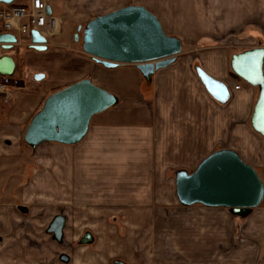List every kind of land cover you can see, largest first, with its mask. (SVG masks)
Masks as SVG:
<instances>
[{"label": "crops", "instance_id": "obj_1", "mask_svg": "<svg viewBox=\"0 0 264 264\" xmlns=\"http://www.w3.org/2000/svg\"><path fill=\"white\" fill-rule=\"evenodd\" d=\"M82 1L87 3L85 14L78 16H88L87 24L96 17L130 5L143 6L159 19L166 34L178 37L183 42V51L186 45L191 51L181 54L174 64L146 79L136 66L119 65L107 68L85 53L76 57L70 55L65 50L68 46L61 45V49L53 50L52 46H47L46 51L28 47L35 52L32 56L34 62L47 61L48 56H55L54 63L60 68L65 66V71L58 74L53 84L34 85L33 80L35 83H42L52 74L43 67H34L32 72L27 74L28 83L19 85L8 103L0 97V221L12 223V219H18V211L27 216L38 207L11 203L5 199L4 188L10 185L15 176L12 171H22L21 176H24V179L20 180H23L26 185L24 186L27 187L25 192L30 196H24L29 204L34 200L36 203L37 198H43V190L49 189L51 199H63L65 204L62 207L65 208H120L141 205L142 200L139 199L142 198L138 193L147 190L144 187L148 176L146 171H158L161 177L168 171H175L176 183L178 172H194L202 161L221 150L238 153L245 163L256 169L264 182V136L253 127L255 110L262 92L261 85L246 82L232 69L235 56L254 49H264V41L247 49L241 46L214 44L209 45L210 51L195 54L193 49L197 46L193 38L205 35L203 32L207 29L202 24L194 23L192 24L195 26L185 28L175 26L174 19H181L184 15L183 11L176 10L183 8V5L186 7V3L182 1L177 5L175 0V8L170 5L172 12L157 0L147 5L139 4L138 0ZM165 1L167 0L163 2ZM171 1L169 0V3ZM216 2L217 5L226 6V15L231 17L234 29L236 26L246 25L248 33L251 25L257 20L260 26L257 30L264 33V0ZM80 4L81 1L75 3L73 0H63V16L57 17L64 23L66 15L81 8ZM50 7L53 14L51 4ZM184 13L188 15L186 11ZM219 14H211L212 25H219ZM182 21L186 23L187 20ZM167 26L171 32H167ZM62 30L63 24L59 37L62 36ZM79 32L73 34L75 41ZM185 39L188 42H185ZM241 39L250 40L251 35L242 34ZM208 41L213 42L212 38L205 36L201 43ZM71 60L73 63H70ZM197 67L228 86L230 99L227 103L217 102L208 93L196 73ZM83 79H90L97 86L115 95L117 105L92 119L90 129L80 143H43L38 147L28 145L31 150L41 153L38 162L30 167L12 168L11 160L23 157L20 141L46 99ZM238 83L243 84V87L236 90ZM46 145L48 147H44ZM44 148H49L50 151L43 152ZM44 175L49 177V186L44 184ZM34 187H39L40 190L37 191L38 188ZM58 206L52 205V208ZM262 206L263 203L252 212L262 211ZM40 214H37L39 218L42 216ZM235 217L245 221L250 216ZM8 233L10 234L7 239L31 241L24 249H15L14 256L18 254L25 257L20 259L19 263L59 264L57 258L64 256L59 253L61 244H64V241L66 244V227L62 243L54 241L51 235L46 233L49 236L47 243H41L39 246L35 245V241L44 240L39 231L22 232L10 227ZM92 237L94 239L93 235ZM61 261L63 264L73 263V260Z\"/></svg>", "mask_w": 264, "mask_h": 264}, {"label": "rangeland", "instance_id": "obj_2", "mask_svg": "<svg viewBox=\"0 0 264 264\" xmlns=\"http://www.w3.org/2000/svg\"><path fill=\"white\" fill-rule=\"evenodd\" d=\"M73 1L75 3L81 1L82 7L75 12L71 11L70 16L66 15L62 36L53 39L52 50L61 49L59 48L61 45L68 46L65 50L76 57L83 53L82 36L89 17L78 16V14H85L87 3L82 0ZM163 1L157 0L169 12H172L171 6L175 8V0L170 3L169 0ZM181 1L186 3V7L183 5V8H176L183 11L184 15L181 19H174L175 26L185 28L202 24L207 29L203 32L206 33L205 35L193 38L197 46L193 49L195 54L210 51L209 45L214 44L241 46L247 49L258 46L264 41V33L257 30L260 29L257 20L254 21V25H251L248 33L246 25L236 26L234 29L231 17L226 15V6L217 5L216 0H177V5L181 4ZM138 2L147 5L153 0H138ZM49 3L53 8L54 16H63V0H49ZM15 4L29 5L30 0H16ZM185 11L188 15H185ZM216 12L220 13V16H217L219 25H216L217 23L212 25L211 14ZM182 20L187 21L183 23ZM81 27L80 40L75 41L73 34H76ZM167 32H171L168 26ZM245 33L251 35L250 40L241 39L242 34ZM205 36L212 38L213 42L201 43ZM185 42L188 40L185 39ZM33 51L26 46L9 51L16 63L12 80L19 81L20 85L27 84V74H30L34 67L40 66L48 69L52 74L47 81L35 83L33 80L32 84L50 85L56 82L58 74L64 73L65 66L57 67L54 63L55 56H48L47 61L34 62L32 56L35 52ZM190 51L191 49L186 45L182 54ZM71 62L73 63V60ZM20 142L23 157L19 160L12 159V168L30 167L41 157L39 151L35 152L29 148L24 137ZM49 151V148L43 149V152ZM46 155L49 156V154ZM13 172L15 176L11 179L12 182L4 188L5 199L11 203L38 207L27 216L18 211V219H12V223L0 221V264L19 263V260L25 257L18 254L14 256L15 249H24L25 245L31 242L25 239H7L10 227L22 232L30 230L41 232L44 240H37L38 242L34 240L35 245L39 246L41 243H47L49 236L46 234V229L56 215H64L67 219L66 244L65 241L61 244L59 254L67 255L69 261L73 260L70 264H264V202L262 211H251L247 215L250 217L245 221L237 219L229 209L207 208L202 205L184 207L176 195L175 171H168L166 175L163 174L164 177H161L158 171H146L148 176L144 187L147 190L139 191V197L142 198L139 200L142 202L138 206L65 208L62 207L65 204L63 199H51L49 189L47 191L43 188L44 197L37 198L36 203L35 200L31 201L32 205L24 196V194L28 196L29 193L25 192L27 189L25 182L20 180V178L24 179V176H21L22 171ZM43 177H45L44 184L49 186V177L46 175ZM47 179L48 182H46ZM37 188L34 187L37 191L40 190L39 187ZM52 205L61 207L52 208ZM38 213L42 214L40 218L37 216ZM88 232L94 236V241L83 245L82 237ZM57 261L63 264L60 258H57Z\"/></svg>", "mask_w": 264, "mask_h": 264}, {"label": "water", "instance_id": "obj_3", "mask_svg": "<svg viewBox=\"0 0 264 264\" xmlns=\"http://www.w3.org/2000/svg\"><path fill=\"white\" fill-rule=\"evenodd\" d=\"M12 4L16 0H1ZM52 15V9H47ZM82 31V27L79 29ZM32 49L46 51L47 40L33 32ZM79 37H77V41ZM0 42H16L12 35L0 36ZM183 42L166 34L159 19L145 7L130 5L89 21L83 30V53L107 68L133 65L143 77L150 79L158 71L174 64L183 53ZM7 49H12L7 47ZM233 71L252 85H261V96L256 107L253 127L264 136V49H254L235 56ZM16 63L12 57L0 58V74L13 77ZM196 73L208 93L219 103L230 99L228 86L197 67ZM37 79V78H36ZM117 98L83 79L50 95L42 109L33 117L24 136L31 147L43 143L75 145L87 135L92 119L115 107ZM176 195L184 207L202 205L207 208L229 209L237 216H247L264 201V182L256 169L245 163L232 150L213 153L188 173L176 174ZM66 218L56 216L47 233L58 243L64 239ZM94 239L87 233L82 244ZM64 261L68 257L64 256Z\"/></svg>", "mask_w": 264, "mask_h": 264}, {"label": "built area", "instance_id": "obj_4", "mask_svg": "<svg viewBox=\"0 0 264 264\" xmlns=\"http://www.w3.org/2000/svg\"><path fill=\"white\" fill-rule=\"evenodd\" d=\"M49 0H30L29 5L7 4L0 0V36L12 35L16 42H0V58L12 57L7 47L16 48L20 46L33 47V32L39 33L52 46L53 39L61 34L62 19L48 15ZM20 85L19 81H13L12 77L0 74V97L8 103ZM243 84L238 83L235 87L239 90Z\"/></svg>", "mask_w": 264, "mask_h": 264}, {"label": "flooded vegetation", "instance_id": "obj_5", "mask_svg": "<svg viewBox=\"0 0 264 264\" xmlns=\"http://www.w3.org/2000/svg\"><path fill=\"white\" fill-rule=\"evenodd\" d=\"M50 224H51V223H50ZM50 224L48 225V227H47V229H46V233H47V230H48ZM47 234H48V235H51L52 239H53L54 241H56V240H55V237H54L53 234H49V233H47ZM56 242H57V241H56ZM64 256H65V255H64ZM64 256L61 257L62 260H63Z\"/></svg>", "mask_w": 264, "mask_h": 264}]
</instances>
